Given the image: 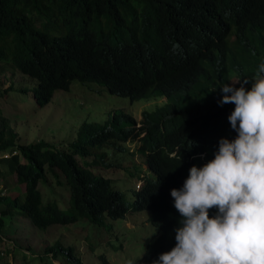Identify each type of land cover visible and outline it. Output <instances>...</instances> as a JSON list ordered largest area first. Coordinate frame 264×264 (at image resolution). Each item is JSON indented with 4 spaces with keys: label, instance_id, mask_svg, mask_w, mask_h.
Masks as SVG:
<instances>
[{
    "label": "trees",
    "instance_id": "1",
    "mask_svg": "<svg viewBox=\"0 0 264 264\" xmlns=\"http://www.w3.org/2000/svg\"><path fill=\"white\" fill-rule=\"evenodd\" d=\"M261 63L264 0H0V80L11 74L5 92L16 90L17 75L31 80L18 90L32 92L38 108L76 81L131 102L168 98L144 112L139 127L126 113L113 122L123 118L128 127L86 121L77 138L61 146L21 144L0 116V154H9L0 156V182L13 175L20 188L14 196L0 190V230L5 218L23 217L45 233L80 221L102 228L147 212L159 235L145 248L143 264H153L176 245L181 216L171 190L183 187L191 167L215 158L221 139L237 138L228 120L235 105L218 103L221 86L239 88ZM129 140L141 141L151 174L132 189L131 203L99 169L118 167L105 149L128 153L123 145ZM52 184L70 191L68 208L46 199L42 188ZM50 254L83 264L74 247L60 241L46 249ZM99 257L100 264H112L104 253Z\"/></svg>",
    "mask_w": 264,
    "mask_h": 264
},
{
    "label": "rangeland",
    "instance_id": "2",
    "mask_svg": "<svg viewBox=\"0 0 264 264\" xmlns=\"http://www.w3.org/2000/svg\"><path fill=\"white\" fill-rule=\"evenodd\" d=\"M6 75L0 80V116L7 119L19 134L21 144L45 140L57 146L67 145L77 138L80 126L86 121L105 124L115 114L121 113H127L139 121L144 111L154 110L165 103L163 98L151 103L144 99L131 102L127 97L111 94L103 86L76 81L69 91H57L47 106L38 108L32 92L22 93L18 90L31 80L27 78V81H23L16 75V90L7 93L5 91L11 86V74ZM235 82L233 80L232 83L235 85ZM129 125L130 121L123 118L111 124L113 128ZM126 146L133 150V156L120 154L114 148L108 149V160L118 167L99 169L104 176L113 180L116 188L126 192V198L131 203L129 191L137 187L141 181L140 175L147 174V166L142 157L145 149L140 148V142L132 141ZM6 155L9 154H0ZM120 165L124 168L120 169ZM52 183L55 184L54 179ZM53 187L52 184L42 188L46 199H56L63 208H68L70 191L66 187ZM0 190H4L5 195L19 193L15 176L1 180ZM148 219L147 212H131L124 219L109 220L102 228L80 221L74 225L56 226L42 233L33 229L23 217L5 218V226L0 230V254L4 253L0 264H68L61 255L58 259L53 258L52 254L45 255L46 249L58 241L65 247H74L83 264H100L99 254L102 253L112 264H143L145 248L159 235L158 228Z\"/></svg>",
    "mask_w": 264,
    "mask_h": 264
},
{
    "label": "clouds",
    "instance_id": "3",
    "mask_svg": "<svg viewBox=\"0 0 264 264\" xmlns=\"http://www.w3.org/2000/svg\"><path fill=\"white\" fill-rule=\"evenodd\" d=\"M249 83L251 89L247 90L244 85ZM221 91L225 95L218 102L220 106L235 105L228 120L237 138L221 139L215 158L203 167H191L183 187L171 190L174 207L181 216L175 229L176 245L153 264H264V63L239 88L223 84ZM159 98L165 103L148 112L163 107L168 98L144 99L151 103ZM113 120L105 124L111 125ZM132 141L141 143L127 141L123 147L128 153L113 148L133 156V150L126 146ZM105 151L108 155V149ZM142 157L145 162V154ZM142 177L144 174L140 180ZM141 185L142 181L133 189ZM211 209L217 212L210 217Z\"/></svg>",
    "mask_w": 264,
    "mask_h": 264
}]
</instances>
